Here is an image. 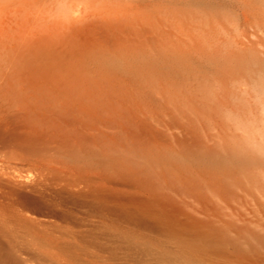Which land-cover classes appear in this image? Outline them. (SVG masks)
<instances>
[{
    "label": "rangeland",
    "instance_id": "obj_1",
    "mask_svg": "<svg viewBox=\"0 0 264 264\" xmlns=\"http://www.w3.org/2000/svg\"><path fill=\"white\" fill-rule=\"evenodd\" d=\"M261 1L262 0H0V66L3 64L5 65V68L8 66L6 70H4L5 68L3 66L2 68L0 67L1 69L4 68L2 70L3 73L0 70L1 82L5 80L11 81L14 77H16V79H13L14 81H23L26 79L27 81L33 79H38L40 81L70 80L74 70H80V66L81 70L86 69L89 71V74H92L94 69L98 70L97 65L101 58L111 59V57H113L112 60L116 61L115 65L117 66L118 64V68L114 65L115 67L110 66L106 70H103L102 73L105 76L104 78L89 80V83L91 84L90 91L95 92V95L100 98L103 107V110L100 113L99 124L102 123L100 126H104V128L106 127L107 130L110 129L111 131L108 130L109 132L106 129L104 131V129H102L103 127L101 129L98 128L99 124L98 126L97 124L94 125L90 122L83 124V122L79 123L81 121L78 119H74L75 123L72 120V124H75L72 126L64 116L62 118L63 120H60V122L64 124L63 127V124L61 123V128L63 127V129L60 130V133H62V136H56L55 138L53 136L55 135V132H57L55 131L56 128L53 129V125H50V119L46 118L48 117L47 114H40L42 113L41 108V111L40 109L37 111L38 106L30 107L29 112L27 110V113H22L23 116L20 115V117L17 118V115L14 113L11 114L7 111L6 106L4 104L2 105V101L0 100V120H2L3 123L0 122L2 124H6V122L8 123L3 129V125L0 123V129H2L0 130V136L4 137L6 135L7 138L9 135V140L4 138L6 141L0 137V141L2 142L0 143V169L2 168L0 173H3V176L0 174V178H6H4V182L3 178L0 179V182L3 184L5 183L4 185H1L2 187L0 186V189H6V186H9V184L15 186L19 181L20 184L18 183L17 186H19L21 190L25 187L29 189L32 185L36 186L38 184L40 187L42 186L40 183H43V186L46 188L49 187L48 191L51 193V196L55 194V197L53 196L54 199H52L51 196L49 198L54 201L53 205L56 204V206L54 205V208L57 207V210H59L56 212L57 210H54L53 206L49 208L48 205L46 207V204H41L38 206L37 210V206L34 207V203H32L33 206L31 205L27 208L29 210V215L31 213V216L34 217L32 214V212H34L36 218L38 216H41L40 218H44L45 216L47 219L52 218L59 224L61 223L65 226L67 224V227H70L71 229L75 228V231H87V228H89L87 226H90L93 218L94 220L97 219L96 221L99 220V222L100 219L107 220L106 222L101 221L100 224L99 222L95 223L96 221L93 220L94 223L92 222L91 224L93 226H90L88 229V231L90 230L100 235L99 231L107 224H113L116 217L115 215L113 216V218L115 217V220L109 217V220L107 217L108 212L106 213V207L103 206L104 210L101 208V203L99 204V202L96 201L93 203V201H90L94 198L91 191H100L102 188L101 191H104L106 188L105 192L107 191L109 193L112 191V195L118 194V192L121 195L135 193L131 192L135 187L132 189V187L127 186L130 188H128V190L125 189V181L121 177V179L118 177L116 179V181L118 180L116 183H119V185H114V179L116 177H112V185H114V187L111 185L112 180L109 181L111 174L109 177L107 176L113 171V168L111 169L112 166L108 165V161L106 162L108 158L102 160V162L100 161L101 163L98 162L100 164L97 163V161L102 158V155L104 158L107 156V153L103 154V152H105L103 149L106 148L105 145L109 148V141H114V145L116 146L113 147H116L115 150L120 151V153L115 151V153L117 152L116 156H119V160L122 159L121 161L124 164L128 161L129 163H135L146 169L149 171L147 172V175L150 174V176H148L149 179H151L152 174L155 176L152 178L153 180L151 179L152 181L158 178L160 179L158 181L164 180L165 182L162 184V189L164 186L166 189L169 188V190L167 189L168 193L173 191V195H171H175L178 200H182L184 196H186L185 189L183 190L182 188L183 186L185 188V185H188L184 180H187L189 177L190 179H194L195 177L194 180L205 179V181H207L210 174L207 177L205 171L207 168L210 169L214 167L213 164L209 162L211 157L208 155L210 152L209 150H214L215 152L221 151L220 149L222 147L220 145L222 141L226 139L228 135L229 138L226 139V142L228 141L229 143L233 132H236L237 135H239L238 138L242 140L244 135H246L244 130L247 122L253 115H255L256 126H259L258 119L261 111V85L264 83V26L262 25L264 4H261ZM103 22L104 24L107 22L106 25L103 26L108 29L110 27L109 30L106 28V31L104 28H100L103 27ZM76 46H78V49H75V51L74 48H77ZM69 48L73 50L71 51ZM40 53H42V55ZM88 54L90 56H88ZM72 58L74 60L76 59V63H74L75 61ZM126 58L131 62L128 67L129 69L127 68L128 70H126V66L129 65V61L126 60ZM139 58L144 60H139ZM145 58L147 60H145ZM92 59L94 62L91 61ZM64 60L65 62H63ZM13 61L15 62L13 63ZM69 62H72L73 66L72 63L70 64ZM132 62L136 64L134 65ZM68 63L70 64L69 66ZM146 63L151 67H144ZM13 64H15L16 67L13 66ZM76 64L79 68L75 69L73 67L74 65L76 67ZM31 68H33L34 71ZM42 69L44 70L42 71ZM119 70L121 72H119ZM14 71L17 73L16 75ZM116 71L118 72L116 73ZM10 72L14 74L9 75ZM46 73H48L47 76ZM6 75H8L9 78ZM17 76H20L19 79ZM31 111L33 113H31ZM28 113L31 119L29 115H26ZM12 115H14L16 119ZM75 115L77 114L75 113ZM38 116L41 122L37 124V126L35 125L36 127L33 125L30 126V124L25 122L27 120L35 119L34 117ZM3 118L5 120H3ZM22 118L24 120L26 119L25 121L23 120L25 123L22 121ZM18 120H21L24 125L27 124L26 126L30 127L25 128L21 122L22 126H20V123L17 122ZM12 123L19 125H17V127L13 124L14 126L11 125V129H9L10 124ZM40 124H42L43 127L40 126ZM66 125H70L73 128ZM81 125H85L84 127L86 129L83 127L84 132H82L90 141H92L91 143L87 141V144L84 142L86 145H82V143L78 145L76 142L79 138H77L78 133L83 130V128L81 129ZM75 126H78L79 128H77L79 130ZM88 126L91 129L93 128L94 131L86 133L91 130H88ZM45 128L48 129L45 130ZM50 128L52 129L50 130ZM141 128L144 130H141ZM137 129H140L139 132H141L139 136L141 141L139 143H136V138L133 137L134 135L131 133L133 130ZM16 130H19V133H17ZM63 130L64 132H62ZM31 131L32 134H30V136H39L37 140L40 145L42 143L41 148H47L48 146L49 148H47V150L50 149V147L55 151L59 150L55 152L54 150L47 151L45 149L46 152H43L44 149H42V156L36 157L40 155L38 154L40 151H38V155H36V153L34 154L31 150L32 153H30L28 149L23 147L20 148L21 152H19L20 149L18 146L13 148L12 143L15 142L18 145L19 143L12 138L10 141V135L16 134L21 136L24 132H27L28 134H26L29 135ZM94 132L98 133L95 134ZM38 133H40V135H38ZM66 133L67 137L68 135H71L68 140H71L70 138L73 140V136H76L74 138V143L77 144L74 149L75 151H72L73 149H71L75 147L74 143L71 148V145L69 146V144H65L70 143V141L68 142L65 138ZM45 134L52 137H46ZM43 135L45 138H40V136ZM95 135L96 139L97 136L103 135V140L95 141ZM195 136H198L199 139L198 141L200 144L198 146L193 149H186L182 146V139H187L192 142V139ZM220 136H223L224 138L222 139ZM87 138L86 140H88ZM104 138L108 141H106V139L104 140ZM57 139L62 142H58L59 140L57 141ZM65 140L66 142H64ZM5 142L9 143V146L5 144ZM38 142L37 144H39ZM79 142L80 140L78 143ZM102 142L105 144L104 148ZM98 143L101 148L98 146ZM10 144H12V146ZM16 144H14V146ZM112 144L113 143H111V145ZM88 145L95 146L96 148L98 147V151L102 149L103 152L100 151L102 154L100 152H97L98 154L94 152L96 155H87L90 158L86 157L85 155L88 153L90 154V152H92L91 154H94L91 150H95V147H92V149ZM119 145L120 148L123 147V149L134 147L136 152H134L135 150L133 152L118 150ZM55 147H57V149ZM82 147L83 151L88 148L89 150H86L88 153L82 152ZM84 148L86 149L84 150ZM107 148L105 150H107ZM22 150L26 152V155H23L21 158L18 157L19 154H25ZM122 151L124 152L123 155L121 154ZM27 152L29 155H27ZM50 152H54L55 155ZM81 152L87 159L82 158L84 156L81 155ZM10 153L11 155L14 153L13 156H15V159L12 158ZM51 154L53 155V158H56L55 161L58 160V163L55 162L53 158L52 160L51 158L49 159ZM78 154L82 157L78 156ZM32 155H36L33 156L36 157V159H32ZM44 155L45 160L43 159V161H52L50 162V168H54L53 173L51 171L52 169L49 168L48 163H46L47 165H44L45 162L41 163L43 161L40 158ZM10 156L12 159L9 158ZM29 156L30 158L27 161L26 157ZM24 157L25 160H23ZM48 159L49 161H46ZM35 160H39V162H36ZM104 161L106 162V166L104 165ZM102 163L105 166L103 167L105 169H108V167L111 166L108 171H103L105 169L101 170ZM46 166L49 168L48 173L51 171V173L55 175L54 171H56V176L57 174L62 175V177L59 175L60 178L65 176L64 180H59L58 176L57 178L51 174H49L51 177L46 176L47 178H38L40 175H48L47 169L45 170ZM95 166H97V170H100L102 173L105 172L106 177H104L105 175L102 173L100 175V171L96 174ZM91 167L94 168L95 172L94 170L92 172L90 171L89 168ZM42 170L46 171L45 175L43 174L45 171L40 174V171ZM6 172L12 173L15 177L18 173L22 176L17 175L18 177L14 178L13 175L10 173L6 174ZM93 172L97 176H100V181H107V183L104 182L105 184L102 183L106 186L101 184V187L100 181L98 185V178L93 179L94 182L91 180L93 184L90 183L88 176L92 173V178H95ZM166 173L168 175L169 173H172V176H176V179L174 180L175 183L174 181H172L173 183L169 182V176H167ZM78 175H81L83 178H85L84 176H87V181H84L83 178ZM52 176L57 179H52ZM77 176L81 179H78L77 182L76 178V184L75 177ZM66 177L68 179H74L71 181L73 182V187L77 188V190H80L78 187H83L80 192H83L84 198L81 196H79V198H77V196L74 197L76 194L73 195L69 191H65L68 195L67 193L62 192L64 190H62V187L60 186L65 184L69 185L70 183V179L68 180ZM210 177L208 179H211ZM44 178H49L47 181H49L50 184L52 182L51 185H53V182L55 181V186L53 185L52 187L50 184L49 186L47 182L46 185L48 186H46L44 183L46 180ZM36 179H39L38 182ZM65 179H67L68 182ZM6 180L8 183H6ZM35 180L37 183L33 184L35 183ZM13 181L17 182L13 183ZM62 181L66 183L64 184ZM119 181L121 182V185L122 183L124 185L121 186L122 188L120 187ZM23 182H26V185ZM95 183L96 186L94 185ZM177 183L182 185L181 189L179 188L180 185L178 187ZM205 183H203L204 186L202 184V187H206L207 190L211 186L208 181ZM79 184H81V186H79ZM174 184L176 185V188ZM68 185L65 186L67 187ZM51 187L52 189L50 190ZM84 187L87 188L85 189L87 190L86 192L82 191L84 190ZM109 187L110 190L108 191L107 189H109ZM53 188L56 190L58 189L57 192H55L56 190ZM69 188L70 186L66 190L74 189ZM137 189L138 188H135L134 191ZM166 189L163 190L166 191ZM74 190L75 192L77 191L76 189ZM138 190L136 192L141 194ZM202 190L204 193L206 192L205 189ZM210 190L206 193L207 197L213 192L212 190V192H209ZM86 193L89 196H87ZM109 194H111V192ZM213 194H210L208 198H210V200L213 198L212 200L214 201V197L211 196ZM86 196L91 198H87ZM85 197L87 199H85ZM186 197L185 199H188V196ZM59 200L60 203L58 202ZM31 209L34 211L31 212ZM99 209H102L101 212L104 211L102 212L104 214H102ZM95 211L99 215L96 216ZM102 215H104V217ZM71 216L75 217L72 219ZM62 219H65V222ZM71 219L72 221L74 220L72 224L70 223L72 222L70 221ZM86 219L90 220L88 221ZM84 221L86 223H84ZM101 223L107 224L104 225ZM119 223L122 225L125 224L124 222H120V219ZM85 224L87 226H85ZM79 225H82L81 227H87L85 228L86 230H82ZM101 225L104 226L102 227ZM108 226L110 225H107L106 229H110ZM99 227H101V229ZM94 228H99L100 230H95ZM134 230L136 231V251H138L135 253L136 256L132 264H148L150 260L153 261L151 256H154V254H148L144 252V249L149 246V248L153 249L154 253V250H159V248H161L153 242L155 232L147 231V233L141 234L140 229ZM148 232L154 233L149 234ZM171 242L166 245L168 249L165 247L166 250H169L168 252H170L171 249L173 250L172 245L177 244L176 242H173V244ZM85 243L82 244V246L83 248L86 247V251L83 252L82 250L81 252L83 253L82 256L85 257L83 259L87 260L86 257L89 255H87L88 249L90 251L92 247ZM177 248L178 247H176V249ZM176 249L174 248V250ZM92 250L91 253L93 254H90L88 258L91 256L90 259H92L98 256L101 259L97 260V262L102 261L100 264H103L104 260H106V256H109L107 251H100L97 249L96 251H94L95 249ZM173 252L171 251L170 254L172 255ZM205 256H209V254H206ZM211 257L218 260L221 259L219 256ZM90 259L88 260L91 261ZM95 259V264H98ZM60 260L57 261L59 262ZM63 261L64 264L66 262L67 264L69 262L70 264H77V262H71V259L68 261L66 257L65 259L63 258ZM83 261L84 264L94 262L93 259L91 262ZM55 262L56 260L50 263L54 264Z\"/></svg>",
    "mask_w": 264,
    "mask_h": 264
},
{
    "label": "bare ground",
    "instance_id": "obj_2",
    "mask_svg": "<svg viewBox=\"0 0 264 264\" xmlns=\"http://www.w3.org/2000/svg\"><path fill=\"white\" fill-rule=\"evenodd\" d=\"M262 2H264L263 0L261 1V4H264ZM263 8H262V10H263ZM262 13H264V12H262ZM262 15H264V14H262ZM106 23L107 22H105V24H104V22H103L102 26L106 25ZM262 25L264 26V16L262 17ZM100 28H104L106 30L107 27L105 28V26H103ZM109 29H110V27H109ZM108 32H110V31H108ZM76 47L77 48H74V50L78 49V46H76ZM71 48H69V49H71ZM72 50L73 49H71V51ZM90 51H91V49H90ZM37 53H39V52H37ZM40 54L42 55V53H40ZM49 56H51V55H49ZM88 56H90V55L88 54ZM105 58H107V57H105ZM112 58L113 57H111V59L110 58L109 59H102L101 58V60L98 61V65H97L98 70L94 69L92 71V74L91 73L89 74V71H87L86 69L81 70V66L79 64L80 70H74V73H72L70 80H61V81L60 80H58V81L57 80H46V81L43 80V81H40L38 79H33V80L27 81V79H26L23 81H21V80L14 81L13 79L14 78L16 79V77H14L13 79L10 78L11 81L5 80V81L1 82V80H0V82H1L0 83V100L2 101V105L4 104L6 106V109L9 113H11V114L14 113L15 115H17L16 116L17 118L20 117V115L23 116L22 113H24V114L27 113V110L29 112L30 107H37L38 106L37 111L41 108L42 113H40V114H47L48 117H46V116L45 117L47 119L48 118L50 119L49 120L50 125L51 124L53 125V127H54L53 129L56 128L55 131H57V132H55V135L53 136L55 138H56V136H60V137L62 136L61 135L62 133H60V130L63 129L64 124L62 122H60V120L64 116H65L64 118H66L70 122L69 124H71L72 126L75 125V124L74 125L72 124L74 119H76V120L78 119L79 121H81L79 123L83 122V124H84L86 122H90L94 125L97 124V126H98L99 121H100V116H101L100 113L103 110V107H102V103L100 101V98L97 95H95V92L90 91V85L91 84L89 83V80L96 79V78H98V79L104 78L105 76L102 73V71L106 70L110 66H114L116 64L115 63L116 61L112 60ZM35 59H36V57H35ZM78 59H80V58H78ZM82 59H84V58H82ZM140 59L141 58H139V60ZM31 60H33V59H31ZM51 60H54V59H51ZM73 60H72V62H73ZM98 60H99V58H98ZM126 60H128V59L126 58ZM141 60H144V59H141ZM145 60H147V59L145 58ZM74 61H75L74 63H76V59ZM91 61H93V59ZM128 61H129L128 62L129 65L127 64L128 66H126V70L129 69L128 67L131 64L130 60H128ZM14 62L15 61H13V63ZM63 62H65V60ZM79 62H80V60H79ZM147 62H149V61H147ZM69 63H68V66L71 64V63L70 64ZM10 64H11V62H10ZM77 64H76V67L74 65L73 68H75V69L79 68V67H77ZM8 65H9V63H8ZM119 65H121V64H119ZM123 65H126V64H123ZM2 66L4 67L5 65L3 64ZM2 66H0V67L2 68ZM13 66H15V64H13ZM27 66H29V65H27ZM37 66H39V65H37ZM72 66H73V63H72ZM117 66H118V64H117ZM145 66H147L148 68L151 67L150 65H147V63H146V65H144V67ZM11 67H12V65H11ZM1 68H0V70L2 71L5 67L3 69H1ZM6 68H8V66H6ZM6 68L4 70H6ZM9 69H10V67H9ZM31 69L33 70V68H31ZM63 69H65V68H63ZM150 69H152V68H150ZM13 70H14V68H13ZM17 70H18V68H17ZM43 70L44 69H42V71ZM124 70H125V68H124ZM133 70H135V69H133ZM8 71H10V70H8ZM4 72H7V71H4ZM18 72H20V71H18ZM45 72H46V70H45ZM117 72L118 71H116V73ZM119 72H121V71L119 70ZM2 73H3V71H2ZM22 73H24V72H22ZM31 73H32V71H31ZM42 73L45 74L44 72H42ZM122 73H123V71H122ZM125 73H128V72H125ZM12 74H14V73H11V72L9 73V75H12ZM16 74L17 73L15 72V75ZM24 74H22V75L25 76ZM47 74L48 73H46V76H47ZM6 76H8V75H6ZM19 77L17 76L18 79H19ZM8 78H9V76H8ZM0 79H1V75H0ZM93 93H94V95H93ZM260 105H261V108H260L261 111H260V116L258 119L259 126H256L255 115H253L252 118L247 122L246 128L244 130V133L246 135L243 134L244 137L242 138V140L238 138L239 135H237L236 132H233V134L231 135V138H230L231 141L229 143H228V141L226 142V139L229 138L228 135H227V138L224 139L225 142H224V140L222 141V143L220 145L222 147V148L220 147L221 151L215 152L214 150H212V151L209 150L210 152L208 155L211 156L209 159V162L211 164H213L214 167H212L210 169L207 168L205 173L207 174V177L209 174H210L209 177L211 176L210 177L211 179H208L209 177L207 178V181L209 182V185L211 186V187L209 186L210 188H208L206 190V187H202V184L207 182V181H205V179L204 180H197V179L194 180L195 177H194V179H192V178L190 179V177H189L187 180H184L187 182L188 185H185V188L183 186L182 189L183 190L185 189V195L188 196V199H185L186 196H184V198L182 200H178L175 197V195L172 196L173 191L171 193H168L169 188H167L168 189L167 190L165 188V186L163 187V189H166V191L163 190L162 184L165 181L164 180L158 181V180H160L159 178L158 179L154 178L155 180L152 181L153 180L152 178L155 176L152 174V177H151L152 180L149 179L148 176H150V174L147 175V172H149V171H147L146 169L136 165L135 163L134 164L131 162L129 163L128 161H126L127 163L125 162V164H124L121 161L122 159L119 160V158H118L119 156H116L117 152L120 153V151L115 150L116 147H113V146H116V145H114V141L113 142L109 141V143H110V144L108 143L109 148H107V145L103 144V142H104L103 141L102 146L104 148V145H105L107 150H105L106 148H104L103 150L105 152H103L102 149L100 151H102L103 154L107 153V156L104 158L102 155L103 159L100 157L101 159L98 161L96 160V161L98 163V162H100V161L102 162V160H105L106 158H108L106 160V162L108 161V165L112 166V167L111 166H109V167H111V169L113 168L112 169L113 171H111L107 176V177H109L111 174V176L109 177V179H110L109 181L112 180L111 185L113 182V178L116 177L114 179V181H115L114 185L115 184L119 185V183H116L118 181V180L116 181L117 177L119 179L122 178L125 181V183H124L125 186L123 185V183L121 185V182L119 181L120 187L124 186L125 189H127V190L130 187H132V189H133V187H135V188L140 189V190H138V189L137 190L141 194H138V192H136L137 190L134 191L135 188L131 192H133V193L135 192L137 194L134 193V194H130V195H128V194L127 195L126 194L121 195L118 191H117L118 194L112 195V191H110L111 194H109L110 192L109 193L107 191H106L107 193L105 192L106 188L104 189V191H101L103 188L100 191L99 190L98 191H96V190L91 191L90 190L93 194L92 196H94V198H95V199L93 198L94 200L92 199L90 201L91 202L93 201V203H94V201L99 202V204L101 203L102 209H104V207H106V213L108 212L107 213L108 218L109 217L113 218L114 215L116 217V220L114 219L115 217L113 218L115 220L113 224H107L109 222L106 223L107 225H110V226H108V227H110V229L109 228L106 229L107 225L104 224L107 220L105 221V220L100 219V222L105 221L104 223H101V224L106 225L105 227H103L104 225H101L103 227L102 230H100L101 227H99L100 229L96 228L97 230H100L99 231L100 235L96 232H93L90 230L88 231L90 226H93V225H91L92 222L94 223V221L97 220V219L94 220V218H93L94 221L93 220H91L92 222L90 221L91 222L90 226H87L85 224V226H87L89 228L83 226L84 227V229H83V227H81L84 223H86L85 221L81 226L79 225V227H81L82 230H86L85 228H87V231H75L76 230L75 228L71 229L70 227H67V224L65 226L64 224H61V223L59 224V223L55 222L52 218L47 219V217L45 215H43V213H41V214L43 216H45L46 218L45 217L40 218L41 216L39 217L38 215L37 216L39 218L38 217L36 218V215L34 214V212H32V211H34L33 209H31V212L34 215V217L31 216V213L29 215L28 214L29 210L27 208L30 207L32 205V203H34V207L37 206L36 207L37 210H38V206H40L41 204H43V205L46 204V207L48 205L49 208H51L53 206V208H54V205L56 206V204L53 205L54 201L52 199H54L55 194L54 195L52 194L54 197L51 196V193H49V191H48L49 187H47L48 188L47 189L45 186H43V183L42 184L40 183V185H42L40 187L38 184L36 186L32 185L29 189H27L25 187L26 189L22 188L23 190H21L19 188V186H17L18 183L20 184V181L19 182L16 181L17 183L15 181H13V183H16L17 185L14 186L11 183L12 185L9 184V186H6V189H4V188H2L3 190L0 189V264H51L50 262H53L55 260L57 263L55 262L54 264H64L63 258L65 259V257L67 258L68 261L71 259L72 260L71 262L74 261V263L77 262V264H84L83 260H85L87 262H91L92 259L94 261L95 258H96L95 259L96 263H98V264L102 263V261L97 262V260L101 259L98 256L97 257L99 259L97 257L90 259L91 256H90V258H88V256L90 254L91 255L93 254V253H91V251H93L92 249H95L94 251H96V249H97L100 251H107V253H109V256H106V260H104L103 264H132V262L134 261V258L136 256L135 253L138 251V250L136 251L137 242L135 241L136 231L134 229H137V230L140 229L141 234L147 233V231H154L155 232L153 242L155 244L159 245L161 248H159V250L158 249L154 250V253H153V249L149 248V246H147L144 249V252H146L148 254L149 253L154 254V256H151V259L153 261L150 260L153 263H151L149 261V263H151V264H165V263L166 264L167 263L168 264H181V263L182 264H264V83L261 85ZM2 109H3V107H2ZM41 109H40V111H41ZM35 110H36V108H35ZM31 113H33V112L31 111ZM75 113L77 115H75ZM26 115H29V113ZM0 116H1V114H0ZM12 116L15 118L14 115H12ZM29 117H30V115H29ZM45 117H43V118H45ZM23 118H22V121L24 120ZM32 118H33V116H32ZM34 118L35 119H32L33 121L32 120L25 121L26 119L24 121L27 122V124H30V126L33 125L34 127H36L37 124H39L41 122V120H40L39 116L34 117ZM30 119H31V117H30ZM3 120H5V119L3 118ZM0 121L2 122V120H0ZM68 121H67V123H68ZM17 122L20 123L21 120L20 121L18 120ZM23 122H21V123L23 124V126H25V128L30 127V126H26L27 124L24 125L25 122L24 123ZM21 123H20V126H22ZM44 123H46V122H44ZM61 123L63 124L62 128H61ZM74 123H75V121H74ZM7 124H8L7 122H6V124H2L3 125L2 129ZM13 124L16 125L15 123L10 124L9 129H11V125H13ZM100 124L102 125V123H100ZM100 124H99V126H100ZM17 125H19V124H17ZM50 125H48V126H50ZM40 126H42V124H40ZM66 126H70V125H66ZM84 126L85 125H83L81 127V129ZM99 126H98V128L101 129L103 127L102 129H104V131H105L106 127L104 128V126H100V127ZM0 127H1V125H0ZM71 128H73V127H71ZM84 128H83V130L80 129L81 131L78 133V135L76 134L77 138L79 137L78 140H76L78 145H80V143H82V145L83 144L86 145L87 141L90 143L92 142L86 137V135H84V133H83ZM2 129H0V130H2ZM46 129H48V128H45V130ZM51 129L52 128H50V130ZM67 129H65V130H67ZM90 129L91 128H89V126H88V130H90ZM92 129L90 131H87L86 133L93 132L94 129L93 130ZM142 129L143 128H141V130ZM21 130H23V129H21ZM108 130L111 131L110 129H108ZM139 130L137 129V130H133L131 132L134 135L133 137L136 138V140H135L136 143H139L141 141V138L139 137L141 132H139ZM16 131H17V133H19L18 132L19 130H16ZM62 132H64V130ZM69 132H67V133H69ZM98 132H94V133L96 134ZM26 133L24 132V134H23V132H22L23 135H21V136H18L16 134L10 135V141L12 139H14V141H18V143H19V145H18L15 142L12 143L13 142L12 141L11 143L13 144V148H16L18 146V148L20 149L23 147L25 149H28L29 151L31 150L32 152H34V154L36 153V155L40 154L38 156L32 155V159H36V157H41L42 153L46 152L47 148H49V147L47 146V148H41L42 143L40 145V143L37 140L39 136H36L37 138L34 137L33 135L30 136V134H32V131H31V133H29V135H27L28 133L27 134ZM40 133H38V135H40ZM67 133H66L65 138L67 139L68 142L70 141V143H65V144H67V145L69 144V146L71 145L70 146V148H71V147H73L72 145L75 142L74 138L76 136L74 137L72 135L73 140H72V138H70L72 140V142H71V140H68L71 135H68V137H67ZM132 134H130V135H132ZM43 136H40V138L44 139L45 136L44 137ZM47 136H50V135L47 134L46 137ZM102 136L99 135V136H97V139H96V135H95V138H94L95 141L96 140L102 141L103 140ZM50 137H52V136H50ZM1 138H3V139L5 138L7 140L9 138V135L7 136V138H6V135L4 137H1ZM86 138L88 140H86ZM221 138L223 139L224 137L222 136ZM105 139L106 138H104V140ZM58 140L59 139H57V141ZM61 140H63V139H61ZM79 140H80V142L78 143ZM198 140H199L198 136L193 137L192 142L188 141L187 139H182L181 144L186 149L187 148L193 149L194 147H196L200 144ZM106 141H108V140L106 139ZM7 142H5V144H7L9 146V143H7ZM37 142L39 144H37ZM58 142H62V141L59 140ZM64 142H66V140ZM118 142H119V140H118ZM0 143H2V142L0 141ZM111 143H113V144L111 145ZM12 144H10V145L12 146ZM14 144H16V145L14 146ZM77 144H75V147L71 148V149H73L72 151H75L74 149L76 148ZM106 144H107V142H106ZM92 145H88V146H90L91 148L95 147ZM98 146H100L99 143H98ZM60 147H61V145H60ZM77 147H79V146H77ZM118 147H119L118 150H127V151H131V152H133L135 150L134 152H136V149L134 147L131 148L129 146L130 148H127V149L126 148L123 149V147L120 148V145ZM51 148L52 147H50V149H48L47 151L54 150ZM55 148L57 149V147H55ZM100 148H101V146H100ZM42 149H44L43 152L41 151ZM71 149H70V151H71ZM85 149L86 148H84V150ZM94 149L95 150H91V151H93V153L94 152L95 153L100 152V151H98V147L97 148L95 147ZM58 150H56V151H58ZM86 150L83 151V147H82V152L88 153ZM31 151H30V153H32ZM38 151H40V152L37 154ZM76 151H78V150H76ZM115 151H117V152L115 153ZM12 152H14V151H12ZM19 152H21V149L19 150ZM22 152H25V151L22 150ZM50 153H52V152H50ZM91 153L92 152H90V154L89 153L86 154L85 156L88 157L90 155H92V156L96 155L95 153L94 154H91ZM123 153L124 152L122 151L121 154L123 155ZM13 154L14 153H12V155H11V153H10L12 158L15 157V156H13ZM52 154L55 155L54 152ZM52 154H51V157H49V159L51 158V160L53 158ZM20 155L21 154H19L18 157L22 158L23 155H26V152H25V154L22 153V155L21 156ZM27 155H29L28 152H27ZM81 155L84 156L83 153ZM11 156L9 157L10 159H12ZM33 156H36V157H33ZM46 156H48V155H46ZM78 156H80V155L78 154ZM82 156H80V157H82ZM85 156L82 158L87 159ZM80 157H78V158H80ZM120 157H121V155H120ZM9 158H8V160L10 161ZM26 158L28 161L30 156L26 157ZM88 158H90V157H88ZM17 159H19V158H17ZM40 159L42 161H43V159L45 160V155ZM49 159L46 161H49ZM55 159L56 158H53L54 161H55ZM23 160H25V157L23 158ZM51 160H50V162H52ZM54 161H53V163H54ZM57 161H55V162H57ZM6 162H7V160H6ZM36 162H39V160ZM44 162L45 161H43L41 163H44ZM50 162H45L44 165L46 163H48V166L50 168V165H51ZM106 162L104 161L105 166H106ZM33 163H34V161H33ZM100 163H98V164H100ZM104 165L102 163V169L101 170L105 169V168H103V167H105ZM48 166H46V168H45V170L47 169V173L49 172V170H48L49 168H47ZM97 166H99V165H97ZM97 166H95L96 172H95L94 168H92V167L89 168L90 171L92 172L94 170V172L96 174H98L97 172L100 170H97ZM109 167H108V169L106 168L103 171H108ZM50 169H52L51 171L53 173L54 168L51 167ZM45 170L40 171V174H41V172H43ZM51 171H50V173H48V175H45L46 171H45V173L43 172V174L45 176L40 175L42 177L39 176L38 178H43V177L47 178L46 176L51 177L49 175V174L53 175L51 173ZM90 171H89V173H90ZM55 172L56 171H54L55 175H53V176H56ZM94 172H93V174L95 175V178L94 177L92 178V173H91L90 176H88L90 179L89 181H90V183H92V182H94L93 179L98 178L97 179L98 180L97 184H98L100 181V178H99L100 176L99 175L97 176ZM8 173H10V172H6V174H8ZM99 173L101 175L102 172L100 171ZM0 174H2V176H3V173H0ZM10 174L13 175L12 173H10ZM102 174L105 175L106 173L104 172ZM17 175L22 176L19 173ZM17 175H16V177H18ZM59 175L60 174H57L58 177H59ZM166 175L169 177L171 176L170 178L168 177L169 182H171V183H173L172 181H174L176 179L175 178L176 176L175 177L172 176L173 175L172 173H169V175L166 173ZM13 176H11V177H13ZM53 176H52V179L54 178ZM60 176L62 177V175H60ZM78 176L81 177V175H78ZM78 176L75 177V182H76V178H77V182H78V179L83 178V177L79 178ZM16 177L14 176V178H16ZM56 177L54 178L55 180L58 178V177L57 178ZM64 177L63 178L59 177L58 179L64 180ZM67 177H69V176H67ZM84 177L85 178H83V180L87 181L86 180L87 176H84ZM104 177H106V175ZM2 178L3 177H1L0 179H2ZM4 178H3V182L6 179V178L5 179ZM19 178H21V177H19ZM73 178H74V176H73ZM73 178H69L70 179L69 185L65 184L66 182L64 183L62 181L65 185H68V186L67 187L65 185L60 186V187H62L61 189L64 190V191H62V190L61 191L62 192H65V191L68 192L69 191L73 195L76 194V195H74V197L77 196V198H79V196L83 197V192H80L83 187L82 188L78 187V188H80V190H77V188H74L73 182H72L74 180ZM67 179H65V180H67ZM178 179H179V177H178ZM36 180L38 182L39 179H36ZM36 180H35V183H33V184L37 183ZM45 180H46L45 182L43 181L45 183V185L47 183L49 185L50 182L47 181V180H49V178L45 179ZM68 180H67V182H68ZM91 180H92V182H91ZM8 181L6 183H8ZM109 181H108V185H109ZM201 181H205V182H201ZM54 182H53V185L55 186ZM59 182H61V181H59ZM71 182H72V184H71ZM77 182H76V184H77ZM95 182H96V180H95ZM104 182L107 183V181H104ZM104 182L100 181V185ZM1 183L2 182H0V186L5 184V183L4 184L3 183L1 184ZM29 183H32V182H29ZM167 183H168V181H167ZM174 183H175V181H174ZM182 183H183V181H182ZM24 184L26 185V182ZM51 184H52V182H51ZM104 184H102V185H104ZM48 185H46V186H48ZM53 185H51V186L53 187ZM94 185L96 186V183ZM102 185H101V187H102ZM114 185H112V186L114 187ZM179 185L180 184H178V187H179ZM207 185H205V186H207ZM69 186H70V188L76 189L78 192L77 191L75 192L74 189L66 190ZM79 186H81V184H79ZM104 186H106V185H104ZM127 186H130V187H127ZM181 186L182 185H180V187H179L180 189H181ZM203 186H204V184H203ZM27 187H28V185H27ZM52 187L50 188V190L52 189ZM57 188H58V186H57ZM175 188H176V185H175ZM179 188H177V189H179ZM85 189H87V188L84 187V190H82V191L86 192L87 190H85ZM95 189H97V188H95ZM202 189H205L206 192L204 193V191ZM54 190H56V189H54ZM57 190L55 192H57ZM107 190L109 191L110 187ZM208 190H210L209 192H212L210 194L214 193L213 195H211L214 197V201L212 200L213 198L211 200H210V198H208L210 196V194L207 197L206 193H208L207 192ZM67 192H65V193H67ZM121 192H122V189H121ZM58 195H60V194H58ZM67 195H68V193H67ZM50 196L52 197V199L49 198ZM87 196H89V195L87 194ZM60 197H62V196L60 195ZM86 197H85V199L91 198V197H87V198ZM215 197H216V200H215ZM75 200H77V199H75ZM58 202L60 203V200ZM58 206L60 207L59 204H58ZM95 206H97V205H95ZM55 209L57 210V207H55L54 210ZM54 210H52V211H54ZM58 210L56 212H58ZM101 210H100V212H101ZM102 212H104V211H102ZM102 214H104V213H102ZM62 215H64V214H62ZM97 215H99V214H97V212H96V216ZM102 216L104 217V215H102ZM73 217H75V216H73ZM73 217H72V219H73ZM105 217H106V215H105ZM62 218H63V216H62ZM110 218H109V220H110ZM72 219L70 221H72ZM104 219H106V218H104ZM119 219H120V222H124L125 224L122 225L121 223H119ZM62 220H64V222H65V219H62ZM75 220H76V218H75ZM86 220H88V219H86ZM77 221H76V223H77ZM73 222H74V220L70 223L72 224ZM98 222H99V220L96 221L95 223H98ZM100 222H99V224H100ZM110 223H112V222H110ZM91 229H92V227H91ZM154 232H150V233H154ZM169 241L170 242L172 241L171 242L172 244H173V242L177 243V244L172 245L173 250L171 249V251L172 252L175 251V252H173L172 255L170 254L171 251L168 252L169 250H166V248H167L166 245L170 243ZM84 243L86 245H88V246L90 245L92 247V249L90 251L88 249V252H90V253L87 252V255L89 254L86 257L87 260L83 259L85 257L82 256L83 253L81 252L82 250H83V252L86 251V247L83 248V246H82V244H84ZM168 247H169V245H168ZM176 247H178V248L176 249ZM87 248H90V247H87ZM174 248L176 250H174ZM94 254L97 255L96 253H94ZM206 254H209V256H205ZM211 256H219V257H221V259L220 260L214 259ZM88 259H90L91 261H89ZM57 260H60V261L58 262ZM81 261H83V262H81ZM162 262H165V263H162ZM65 264H67V262ZM68 264H70V262ZM90 264H95V261L91 262Z\"/></svg>",
    "mask_w": 264,
    "mask_h": 264
}]
</instances>
